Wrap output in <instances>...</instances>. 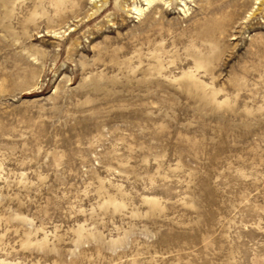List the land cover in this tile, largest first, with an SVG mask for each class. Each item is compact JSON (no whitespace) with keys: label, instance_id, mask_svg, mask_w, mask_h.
Wrapping results in <instances>:
<instances>
[{"label":"rangeland","instance_id":"obj_1","mask_svg":"<svg viewBox=\"0 0 264 264\" xmlns=\"http://www.w3.org/2000/svg\"><path fill=\"white\" fill-rule=\"evenodd\" d=\"M0 0V264H264V0Z\"/></svg>","mask_w":264,"mask_h":264},{"label":"bare ground","instance_id":"obj_2","mask_svg":"<svg viewBox=\"0 0 264 264\" xmlns=\"http://www.w3.org/2000/svg\"><path fill=\"white\" fill-rule=\"evenodd\" d=\"M144 1L146 2L145 4L150 5V4H152V2L154 0H144ZM130 9L131 10L133 9V12L135 14L141 15L143 13V11L145 10V7L139 5L136 0H132Z\"/></svg>","mask_w":264,"mask_h":264}]
</instances>
